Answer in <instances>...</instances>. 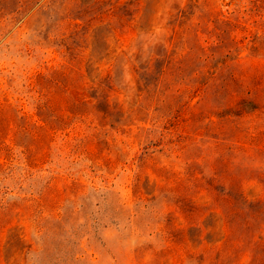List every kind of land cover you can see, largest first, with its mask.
<instances>
[{
	"label": "rangeland",
	"instance_id": "1",
	"mask_svg": "<svg viewBox=\"0 0 264 264\" xmlns=\"http://www.w3.org/2000/svg\"><path fill=\"white\" fill-rule=\"evenodd\" d=\"M83 1L0 0V264H264V0Z\"/></svg>",
	"mask_w": 264,
	"mask_h": 264
},
{
	"label": "trees",
	"instance_id": "2",
	"mask_svg": "<svg viewBox=\"0 0 264 264\" xmlns=\"http://www.w3.org/2000/svg\"><path fill=\"white\" fill-rule=\"evenodd\" d=\"M78 16L72 20L74 26L79 30L75 31L74 38L79 39L80 32L86 33V28L93 25L96 22L104 23L105 20H116L117 24L124 20L125 16H133V9L131 3L120 4L118 1L111 3L109 0H84L78 3ZM80 21V23L78 22ZM123 24L120 25L123 28ZM81 27V28H79ZM65 46V45H64ZM71 50V48H68ZM72 56V53H70ZM74 58V57H73Z\"/></svg>",
	"mask_w": 264,
	"mask_h": 264
}]
</instances>
